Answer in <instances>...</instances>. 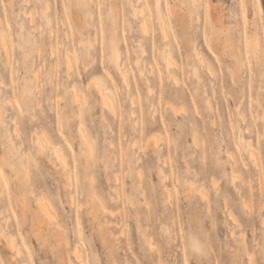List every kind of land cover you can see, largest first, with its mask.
Segmentation results:
<instances>
[{"label":"rangeland","instance_id":"374dc122","mask_svg":"<svg viewBox=\"0 0 264 264\" xmlns=\"http://www.w3.org/2000/svg\"><path fill=\"white\" fill-rule=\"evenodd\" d=\"M86 1L0 0V264H264V0ZM176 18L204 60L184 55Z\"/></svg>","mask_w":264,"mask_h":264},{"label":"bare ground","instance_id":"6f19581e","mask_svg":"<svg viewBox=\"0 0 264 264\" xmlns=\"http://www.w3.org/2000/svg\"><path fill=\"white\" fill-rule=\"evenodd\" d=\"M247 2H250L251 0H246ZM155 6H156V8H157V11L159 10V8H160V3H159V1L158 0H155ZM81 6H85V5H87V1L86 0H82V2H81V4H80ZM143 8V7H142ZM145 8V7H144ZM78 7H76V10H75V12H73L74 10H72L71 12V15H72V23H73V25H74V28L76 29V31L78 32V34L81 36V45L82 46H87V45H91L92 46V42L88 39V38H84L83 36H84V28L86 27V23H85V21H84V19H86L87 17H88V14L86 13L85 14V16L82 14V13H80L79 11H78ZM84 12H86V11H84ZM138 13H140L141 14V16H142V19H141V22H140V28H141V30L142 31H145L146 29H148V26H149V17H148V15H147V13L146 12H144L143 11V9H141L140 8V10L138 11ZM174 13V12H173ZM135 14H136V11H135ZM175 14V13H174ZM176 15V14H175ZM27 16H30V17H32L31 16V14L30 15H27ZM45 16V19L47 20V23L48 24H50L51 23V20L46 16V15H44ZM157 17H158V19L161 21L162 20V15H160V14H158L157 15ZM157 19V20H158ZM33 20V19H32ZM176 20H177V22H176V24H177V26H178V28H179V33L182 35V39H183V47H184V55L187 57V58H189V57H198L197 59H200V60H204V58L203 57H199V53L198 52H196V51H194L195 49H194V45L191 43V41H190V39H189V37H188V35H189V33H188V28H189V26L183 21V20H181V18H176ZM163 22H165L164 21V18H163V21H162V23ZM166 25V23H163V25ZM161 28H162V25L160 26ZM167 27V26H166ZM160 28V29H161ZM163 29H165V26L163 27ZM147 31V30H146ZM168 30H165V32L166 33H168L167 32ZM161 33H162V29H161ZM163 34V33H162ZM165 34V33H164ZM163 36H165V35H163ZM1 38H2V42H3V48H6V47H8V42H7V40L5 39V37L3 36V35H1ZM164 38H169L168 37V35H167V37H164ZM168 44H170V43H168ZM168 44H164V45H161L160 46V48H159V56H160V58L162 57V59H165L169 64L171 63V60H172V56H171V49H169V48H167L166 46L168 45ZM251 55H252V58H254V41L253 40H251ZM170 46V45H169ZM8 49V48H7ZM7 49H4V50H6L7 52L6 53H9L8 51H10V50H7ZM144 49V48H143ZM135 51H137L136 49H134ZM182 52V53H183ZM181 53V52H180ZM69 55V54H68ZM7 56V58L9 59L10 58V55H6ZM9 56V57H8ZM71 57L69 56V59H67L68 60V65L71 63V59H70ZM161 59V60H162ZM112 60H113V63L115 64L114 65V67H115V69L116 70H118V71H120V73H121V75L123 76V78L125 79V80H127V76H128V74H129V71H128V67L126 66V62H124V60H121V53H120V51H119V49L116 47V48H114V50L112 51ZM164 60V61H165ZM199 60V61H200ZM166 61H165V63H166ZM173 61V60H172ZM174 62V61H173ZM202 63H204V62H202ZM227 63V69H228V74H230V77H231V80L234 82V83H236V84H238L239 82H240V80H241V77H242V75H241V70H240V64H239V62H238V60L236 61V60H231V61H227L226 62ZM175 64V63H174ZM136 65H137V68H138V71H139V76L141 77V79L142 78H144V73H143V69H142V66H141V62H140V60H139V58L137 59V62H136ZM197 65V64H196ZM165 66H166V68L168 67V69H167V72L169 73L168 75L171 77V78H173L174 79V82H176V79H177V77L176 76H174V75H172L170 72H169V66H167V63L165 64ZM193 66V65H192ZM195 66V65H194ZM170 67H172V65L170 66ZM204 67H206V66H204ZM209 67V66H208ZM211 67H209V69H210ZM172 70V69H171ZM174 72V71H173ZM193 72H194V74L197 76L196 77V79L199 77V72H198V70L196 69V68H194V70H193ZM210 72H212L213 73V71H210ZM174 74V73H173ZM199 79V78H198ZM178 81H179V79H177ZM180 82V81H179ZM178 82V83H179ZM199 82V81H198ZM201 82V81H200ZM177 83V82H176ZM27 88V87H26ZM98 88H99V90H100V92H101V97L103 98V103H104V105L105 106H109L110 104H107L108 102V100H109V103H113V98H111V100L110 99H108L107 101H106V97H108L109 96V98H110V94L109 93H107L104 89H102V87L101 86H98ZM74 91H75V97L77 98L79 95V93H78V91L76 90V89H73ZM112 97V96H111ZM80 98V97H79ZM78 99V98H77ZM112 103H111V105H112ZM132 103H134V100H132ZM208 103L210 104V101H208ZM107 104V105H106ZM115 103H113V106H115L114 105ZM113 106H110V108H112ZM113 111H115V109L113 110ZM173 111L175 112V114H179V112H178V110L177 109H173ZM84 131H82L81 130V128H80V130H79V133H80V137L83 139V140H85V142H86V140H88V138L86 137V135H85V133H83ZM87 138V139H86ZM37 139V141H36V143H37V147H38V151L39 152H41V151H43V148H44V146H45V144H44V142H41L42 140H39V139H41L39 136L36 138ZM45 140H47V144H49L50 143V145H52V143H51V140L49 139V137H47L46 136V138H45ZM89 141V140H88ZM87 141V142H88ZM155 141H156V139H155ZM240 143L241 144H245V147L247 148V150H248V153H249V156L251 157V159L254 161V165L256 166V167H260V165H261V162H260V158H259V156H258V154H257V152H256V150L253 148V146H252V144H251V141L250 140H244L243 138H240ZM86 142V143H87ZM89 143V142H88ZM90 146V145H89ZM92 146V145H91ZM10 150V149H9ZM7 152L5 151V154H6ZM52 153H55V155L54 156H56V159L57 160H59V161H61L62 163H64L65 164V159H64V155L61 153V150L59 149V148H57V147H54V152H52ZM53 156V157H54ZM5 162V161H4ZM67 163V162H66ZM68 165V164H67ZM62 167H64L63 165H62ZM67 169V168H66ZM65 170V169H64ZM162 172V171H161ZM216 185H218L217 184V182L215 181L214 182ZM189 184H191V183H189ZM191 186V185H190ZM190 188H192V187H190ZM203 193H205L204 191H202ZM202 192H201V194H202ZM206 195V194H205ZM49 203L47 202V200L45 199V198H43V199H38V202H37V206H38V208H39V211H41V215H43V218H45V219H49L50 220V218L51 217H53L54 218V216H52V214L54 213H52V211L50 210V209H52L51 207H49ZM103 205H104V203H103ZM105 208V207H104ZM106 209V208H105ZM40 216V215H39ZM53 218H51V220L53 219ZM242 233V232H241ZM240 233V235L242 236V234ZM2 234V238L6 241V243L7 244H9L8 245V247L9 246H11V251L13 250L14 251V248H15V254H16V256L18 257V258H22L23 256L21 255V254H23V252L21 251L22 249H21V247L17 244V242L15 241V238L14 237H12V235H9V236H11V238L9 239L7 236V234H5V233H1ZM244 235H245V233H244ZM16 242V243H15ZM147 243L149 244V246L151 247V248H153V249H155L156 248V244L153 242V241H151L150 239L147 241ZM199 248H200V246H199ZM12 251V252H13ZM75 258H76V260H78V261H80L81 259H82V253H81V251H80V249L78 248V247H76V249H75ZM252 260V259H251ZM250 260V261H251ZM160 261H161V259H160V257H159V263L158 264H161L160 263ZM163 262V261H162ZM70 264H74V262L73 261H71L70 260ZM163 264V263H162Z\"/></svg>","mask_w":264,"mask_h":264},{"label":"snow or ice","instance_id":"6c2138e0","mask_svg":"<svg viewBox=\"0 0 264 264\" xmlns=\"http://www.w3.org/2000/svg\"><path fill=\"white\" fill-rule=\"evenodd\" d=\"M2 171H3V170H2V169H0V174H2Z\"/></svg>","mask_w":264,"mask_h":264}]
</instances>
